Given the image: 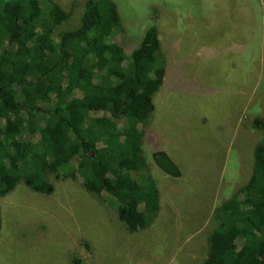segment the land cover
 I'll return each mask as SVG.
<instances>
[{
    "label": "rangeland",
    "instance_id": "374dc122",
    "mask_svg": "<svg viewBox=\"0 0 264 264\" xmlns=\"http://www.w3.org/2000/svg\"><path fill=\"white\" fill-rule=\"evenodd\" d=\"M53 1L78 22L85 0ZM114 1L125 29L141 33L148 17L157 25L169 74L144 144L180 176L154 165L160 210L134 233L79 181L52 178L50 195L19 184L0 199V264H201L217 206L249 180L264 142L252 128L254 117L264 121V0Z\"/></svg>",
    "mask_w": 264,
    "mask_h": 264
},
{
    "label": "trees",
    "instance_id": "16d2710c",
    "mask_svg": "<svg viewBox=\"0 0 264 264\" xmlns=\"http://www.w3.org/2000/svg\"><path fill=\"white\" fill-rule=\"evenodd\" d=\"M147 20L141 33L125 29L114 0H85L76 24L53 0H0V199L19 184L50 195L52 178L79 181L126 231L153 223L160 193L144 127L169 73ZM252 128L264 130L262 118ZM216 218L201 264H264V142Z\"/></svg>",
    "mask_w": 264,
    "mask_h": 264
},
{
    "label": "water",
    "instance_id": "95a60500",
    "mask_svg": "<svg viewBox=\"0 0 264 264\" xmlns=\"http://www.w3.org/2000/svg\"><path fill=\"white\" fill-rule=\"evenodd\" d=\"M152 161L154 165L166 175L177 178L180 173L174 163L163 152H156L152 154Z\"/></svg>",
    "mask_w": 264,
    "mask_h": 264
}]
</instances>
